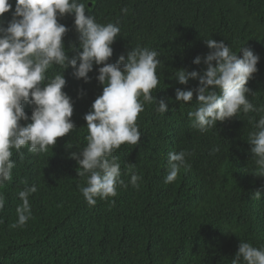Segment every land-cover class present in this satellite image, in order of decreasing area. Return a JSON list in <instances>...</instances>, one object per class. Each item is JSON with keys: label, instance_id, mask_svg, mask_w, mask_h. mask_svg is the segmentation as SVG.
I'll return each mask as SVG.
<instances>
[{"label": "trees", "instance_id": "1", "mask_svg": "<svg viewBox=\"0 0 264 264\" xmlns=\"http://www.w3.org/2000/svg\"><path fill=\"white\" fill-rule=\"evenodd\" d=\"M80 2L97 23L120 28L110 63L138 46L158 53L160 84L153 95L171 101L169 111L162 114L154 103L144 105L137 118L140 144L121 145L114 153L128 186L118 188L116 197L89 206L80 191L87 176L78 175L82 169L70 157L87 145L84 116L102 93L98 66L89 73V83L75 79L71 67L64 73L60 66L49 69V77L63 73L66 79L63 91L74 101L75 130L45 153L25 148L21 159L13 151L12 180L0 187L5 198L0 264H231L240 241L264 248V177L256 176L260 173L248 144L259 115L241 113L239 119L218 122L202 134L188 117L197 107L195 95L191 104L175 101L176 88L198 87L197 80L179 85L176 70L201 72L204 65L193 60L206 56L204 41L214 39L237 54L245 46L260 57L258 71L246 86L254 93L248 97L254 106H264V0ZM10 3L14 11L15 0ZM10 20L11 11L0 23L6 26ZM59 22L69 30L66 50L78 46L74 17ZM25 112L30 116L31 106L25 105ZM214 147L220 151L212 154ZM181 151L190 154V167L166 184L168 154ZM133 174L142 176L139 188L130 184ZM32 185L37 187L29 197L32 219L21 228H10L22 203L18 193ZM257 191L261 199L253 198Z\"/></svg>", "mask_w": 264, "mask_h": 264}, {"label": "clouds", "instance_id": "2", "mask_svg": "<svg viewBox=\"0 0 264 264\" xmlns=\"http://www.w3.org/2000/svg\"><path fill=\"white\" fill-rule=\"evenodd\" d=\"M12 7L10 0H0V21L11 11L7 25L0 23V187L12 180L16 167L13 151L21 159L25 148L33 154L45 153L50 147L52 150L58 138L75 130L74 101L63 91V73L71 67L75 79L89 83V73L95 65L102 93L84 116L87 145L82 151L72 152L70 158L82 169L78 175L87 176L86 186L80 191L89 206H95L98 199L116 197L118 188L128 185L121 179V165L114 153L121 145L140 144L137 118L146 103H154L158 113L169 111L171 101L157 100L153 95L160 84L158 53L138 46L110 63L120 28L113 23H97L80 0H15L14 11ZM65 16L74 17L78 33V46L72 45L71 51L64 45L69 30L59 22ZM204 42L208 53L193 60L197 66L203 64L204 69H179L175 73L179 85L187 86L190 80H197L198 87L176 88L175 101L191 104L195 95L197 107L188 112V117L192 127L202 134L216 128L218 122L239 119L241 113H257L259 120L256 130L249 133L248 144L260 173L256 176L264 177V106H254L248 99L254 93L246 86L258 71L260 57L245 46L237 54L223 41ZM69 52L74 54L70 56ZM54 65L63 68V73L49 77L48 71ZM25 105L32 108L30 116ZM219 151V147H214L212 154ZM187 155L190 154L184 151L169 152L166 184L175 182L182 168L190 167ZM141 180L142 176L133 174L130 184L139 188ZM36 192L37 187L32 185L18 193L22 203L16 208L18 219L10 228H21L32 219L29 197ZM252 195L261 199L259 191ZM4 207L5 198L0 194V211ZM231 264H264V248L240 241Z\"/></svg>", "mask_w": 264, "mask_h": 264}]
</instances>
